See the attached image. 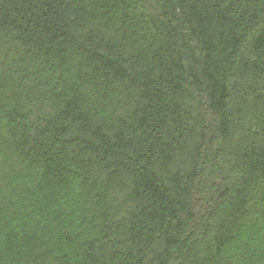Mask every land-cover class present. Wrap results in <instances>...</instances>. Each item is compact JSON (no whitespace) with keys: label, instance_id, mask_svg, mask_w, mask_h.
Masks as SVG:
<instances>
[{"label":"trees","instance_id":"trees-1","mask_svg":"<svg viewBox=\"0 0 264 264\" xmlns=\"http://www.w3.org/2000/svg\"><path fill=\"white\" fill-rule=\"evenodd\" d=\"M0 264H264V0H0Z\"/></svg>","mask_w":264,"mask_h":264},{"label":"rangeland","instance_id":"rangeland-1","mask_svg":"<svg viewBox=\"0 0 264 264\" xmlns=\"http://www.w3.org/2000/svg\"><path fill=\"white\" fill-rule=\"evenodd\" d=\"M119 181H120V180H119ZM120 182H122V183H119L118 181H116V182L113 183V184L116 185V184L119 183V187H122V189H126V190H127L128 186H129V181L126 180L125 178H124V179L122 178Z\"/></svg>","mask_w":264,"mask_h":264}]
</instances>
